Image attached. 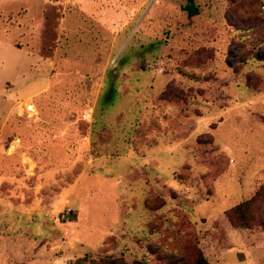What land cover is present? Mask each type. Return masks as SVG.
<instances>
[{"label":"rangeland","instance_id":"1","mask_svg":"<svg viewBox=\"0 0 264 264\" xmlns=\"http://www.w3.org/2000/svg\"><path fill=\"white\" fill-rule=\"evenodd\" d=\"M186 2L0 0V264L264 256V0Z\"/></svg>","mask_w":264,"mask_h":264},{"label":"trees","instance_id":"2","mask_svg":"<svg viewBox=\"0 0 264 264\" xmlns=\"http://www.w3.org/2000/svg\"><path fill=\"white\" fill-rule=\"evenodd\" d=\"M183 9L188 15H195L198 13V8L194 3V0H187ZM259 60L264 61V55L258 56ZM264 197V184H262L255 193L247 199L240 201L239 203L226 210V216L229 222L235 228H250L252 221L255 217L258 209V201ZM74 264H127L123 257L120 256H102L98 259H87L86 256L77 258ZM134 264H143L140 260H134ZM186 264H207L202 259H196Z\"/></svg>","mask_w":264,"mask_h":264},{"label":"crops","instance_id":"3","mask_svg":"<svg viewBox=\"0 0 264 264\" xmlns=\"http://www.w3.org/2000/svg\"><path fill=\"white\" fill-rule=\"evenodd\" d=\"M33 108V107H32ZM246 231L248 232V235H250V234H252V237H254V239H249L248 240V242H249V248L251 249H253V250H251V251H257L258 249V247L259 246H262L263 247V245H264V230H257V229H255V230H252V229H246ZM257 235H261L262 237H258ZM262 244V245H260V244ZM256 253V256H252V253L250 252V254H251V257H252V262L250 263V264H264V256L263 255H259L258 253H259V251H257V252H255ZM238 254H241V252H238ZM234 255V260L235 261H237V262H239V261H242V260H245V256H244V254L242 253L241 254V256H242V258H241V260L240 259H236V257H237V252H235V254H233ZM247 264V263H246Z\"/></svg>","mask_w":264,"mask_h":264},{"label":"built area","instance_id":"4","mask_svg":"<svg viewBox=\"0 0 264 264\" xmlns=\"http://www.w3.org/2000/svg\"><path fill=\"white\" fill-rule=\"evenodd\" d=\"M71 208L67 207L64 208L61 212H62V217L64 216H68L70 214Z\"/></svg>","mask_w":264,"mask_h":264}]
</instances>
